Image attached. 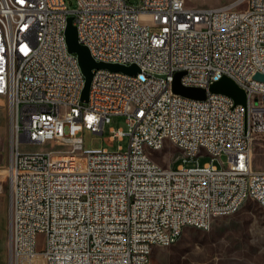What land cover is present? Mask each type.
<instances>
[{"label":"built area","instance_id":"obj_1","mask_svg":"<svg viewBox=\"0 0 264 264\" xmlns=\"http://www.w3.org/2000/svg\"><path fill=\"white\" fill-rule=\"evenodd\" d=\"M68 16L94 61L137 69L91 68L81 100ZM179 70L180 84L204 88L203 98L171 91ZM255 72L264 73V0L209 8L184 0H73L70 8L65 0H0L8 264H149L152 246L171 244L185 226L208 229L247 198L264 214V169L250 162L253 140L264 135V80ZM221 76L243 90L244 106L208 90ZM113 115L126 128L110 127L109 138L126 135L125 149L82 152L80 132L101 133ZM27 143L51 148H20ZM166 143L177 149L174 167L152 159ZM200 152L209 160L199 163Z\"/></svg>","mask_w":264,"mask_h":264},{"label":"rangeland","instance_id":"obj_2","mask_svg":"<svg viewBox=\"0 0 264 264\" xmlns=\"http://www.w3.org/2000/svg\"><path fill=\"white\" fill-rule=\"evenodd\" d=\"M73 7V0H65ZM136 4L137 0H126ZM231 0H184L188 8H209ZM141 22H150L148 15L140 16ZM126 128L121 115H113L104 123L101 133L86 129L80 132L82 152L105 147L114 150L117 144L125 149L127 136L110 139L109 128ZM52 147H59L53 145ZM64 147V146H60ZM8 148V114L6 101L0 97V264H8V190L3 172ZM23 150H46L48 143L21 144ZM65 149L66 148H62ZM177 149L166 143L160 150L153 152L152 159L161 165L174 167L180 160L174 159ZM79 157V156H78ZM199 163L209 160L202 152L196 155ZM220 159H225L224 155ZM77 160V159H76ZM78 161V160H77ZM250 162L252 167L264 169V135L257 137L251 144ZM213 163L219 165L216 158ZM191 162H185L189 165ZM71 165H68L70 167ZM43 235L36 234V248L42 244ZM149 264H264V214L259 204L247 198L233 213L213 217L208 229L185 226L177 239L167 246L154 245L149 252Z\"/></svg>","mask_w":264,"mask_h":264},{"label":"water","instance_id":"obj_3","mask_svg":"<svg viewBox=\"0 0 264 264\" xmlns=\"http://www.w3.org/2000/svg\"><path fill=\"white\" fill-rule=\"evenodd\" d=\"M64 33L67 49L76 53L78 63L84 76L83 86L80 91V99L83 101L87 99V91L92 74L91 68L105 67L109 70H120L124 72H134L137 69L134 64L123 66L114 63L94 61L89 55L87 48L77 42L75 27L71 23L70 16L67 17ZM181 73L182 71L179 70L173 74L170 85L171 91L191 98H203L205 93L204 88L198 86H184L180 84L179 76ZM252 77L259 80H264V73L255 72L253 73ZM208 90L224 93L232 98L233 103H239L243 106L245 105V94L243 90L235 85L234 82L226 76H221L217 80L209 83Z\"/></svg>","mask_w":264,"mask_h":264},{"label":"crops","instance_id":"obj_4","mask_svg":"<svg viewBox=\"0 0 264 264\" xmlns=\"http://www.w3.org/2000/svg\"><path fill=\"white\" fill-rule=\"evenodd\" d=\"M262 135H260V136H258V137H261ZM169 163V162H168ZM5 164H6V161L4 162V164H3V172H4V169H5ZM5 175V174H4ZM153 247V246H152Z\"/></svg>","mask_w":264,"mask_h":264},{"label":"bare ground","instance_id":"obj_5","mask_svg":"<svg viewBox=\"0 0 264 264\" xmlns=\"http://www.w3.org/2000/svg\"><path fill=\"white\" fill-rule=\"evenodd\" d=\"M199 229H203V228H199Z\"/></svg>","mask_w":264,"mask_h":264}]
</instances>
